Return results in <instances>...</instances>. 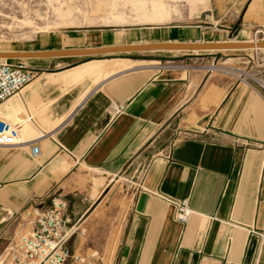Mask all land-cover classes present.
<instances>
[{"label": "crops", "instance_id": "1", "mask_svg": "<svg viewBox=\"0 0 264 264\" xmlns=\"http://www.w3.org/2000/svg\"><path fill=\"white\" fill-rule=\"evenodd\" d=\"M260 8L264 22V0H252L246 14ZM168 14L159 21L164 12H145L133 22L163 25L176 11ZM261 22L243 18L216 33L205 26L53 33L28 51L224 42L232 33L243 40ZM159 53L199 54H138ZM34 61L49 63L35 64L33 82L0 106V117L38 133L30 139L40 147L37 158L29 147L0 148V257L28 230L25 210L57 192L81 231L71 251L93 263L113 250L111 264H264L263 85L195 67L107 68L113 60L103 56ZM133 167L144 170L131 191L113 197L127 205L110 219L114 208L102 206L110 178ZM169 200L188 201V223L176 220Z\"/></svg>", "mask_w": 264, "mask_h": 264}, {"label": "rangeland", "instance_id": "2", "mask_svg": "<svg viewBox=\"0 0 264 264\" xmlns=\"http://www.w3.org/2000/svg\"><path fill=\"white\" fill-rule=\"evenodd\" d=\"M100 1L107 2L108 0H0V51H28L30 45L40 35L53 33L75 34L86 30L119 32L125 29L144 27L205 26L216 33L223 29L222 25H229L231 21L234 23L240 22L243 18L246 21L260 23L262 12V8H260L251 16L246 14L252 0H202L199 2L192 0H109L108 2L119 4L117 6L118 12L105 14L104 11L97 12V9L101 6ZM234 3H239L240 8L232 9ZM237 10L238 16H232ZM151 11L165 13L164 17L162 15L159 17V21H169L172 14L170 15L168 12L176 11V16L171 22L163 25H145L133 22L139 14ZM121 18H125V21L119 22ZM153 20L158 21L157 19ZM237 34L232 33L234 37L231 38V41H264V22L249 30L248 37L243 40L236 38ZM103 58L113 60L107 63V68L120 65L131 66V68L136 66H154L159 69L195 67L200 68L209 77L222 78L232 82L236 80L254 81L244 74L255 75L260 80L264 79V49L200 52L199 54L112 55L103 56ZM24 61L32 69L37 63H42L43 65L49 63L34 60ZM100 80L96 79L95 81L97 83ZM29 133L31 134L29 135ZM37 135L38 133L30 132L28 126L24 125L22 130L24 139L36 137ZM142 170H144L143 167L139 169L133 167L110 178L111 182L108 191H112V194L107 204L102 205L114 208L115 214L110 219L116 217L114 219L116 221L117 219L119 220L118 216L115 215L119 210L123 211L127 205V201L117 204L113 197L117 198L118 195L125 194L127 190L131 191L130 188L141 177ZM50 203L51 200L46 199L44 206L48 207ZM39 204L40 202L34 204V206L37 207ZM69 210L70 203L68 204V212ZM24 218L32 222L34 219L33 211H31L29 218H27V215H24ZM112 259L113 250L104 264H111ZM0 264H11L5 253L0 257ZM83 264L97 263H93L86 258Z\"/></svg>", "mask_w": 264, "mask_h": 264}, {"label": "built area", "instance_id": "3", "mask_svg": "<svg viewBox=\"0 0 264 264\" xmlns=\"http://www.w3.org/2000/svg\"><path fill=\"white\" fill-rule=\"evenodd\" d=\"M258 34V32H257ZM164 68V67H163ZM171 69V68H167ZM163 70H166L163 69ZM36 76L34 69L24 60H4L0 62V106L19 95L31 84ZM39 138L24 140L20 127L0 117V148L29 147L34 158L40 155ZM50 206L45 207V200ZM175 208L176 220L188 223L192 211L187 200L171 201ZM33 211L34 219L27 221L28 230L20 231L5 249L6 258L11 264H83L85 259L76 256L69 247L73 236L77 235V225H70L67 217L68 202L57 192H51L40 201L39 206L32 204L24 215L27 218ZM26 219V218H25Z\"/></svg>", "mask_w": 264, "mask_h": 264}, {"label": "water", "instance_id": "4", "mask_svg": "<svg viewBox=\"0 0 264 264\" xmlns=\"http://www.w3.org/2000/svg\"><path fill=\"white\" fill-rule=\"evenodd\" d=\"M264 49V42L224 41V42H192V43H148L137 45H118L86 49H62L48 51H0V60H35L69 57H101L122 54H138L145 52H224Z\"/></svg>", "mask_w": 264, "mask_h": 264}, {"label": "bare ground", "instance_id": "5", "mask_svg": "<svg viewBox=\"0 0 264 264\" xmlns=\"http://www.w3.org/2000/svg\"><path fill=\"white\" fill-rule=\"evenodd\" d=\"M109 1V0H108ZM105 2V1H100V8L99 9H97V12H100V11H104V13L105 14H110L111 12H118V10H117V6L119 5V4H117V3H115V2ZM120 6H121V4H120ZM67 7V6H66ZM58 10V9H57ZM72 11V10H71ZM59 12H60V10H59ZM64 12V11H63ZM264 42V41H263ZM2 61H4V60H0V62H2ZM238 72V71H237ZM239 74H241V73H239ZM246 77H248V78H251L252 80H254V81H256V82H258V83H260L261 85H263L264 86V83H263V81H261L260 79H258L255 75H251V74H244ZM13 98V97H12ZM10 100V99H9Z\"/></svg>", "mask_w": 264, "mask_h": 264}]
</instances>
